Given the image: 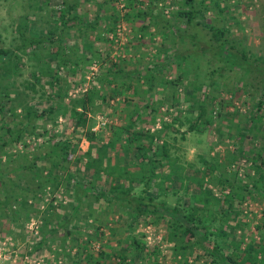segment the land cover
<instances>
[{
	"label": "trees",
	"instance_id": "obj_1",
	"mask_svg": "<svg viewBox=\"0 0 264 264\" xmlns=\"http://www.w3.org/2000/svg\"><path fill=\"white\" fill-rule=\"evenodd\" d=\"M56 1L60 4L58 8L53 13L49 12L48 18L41 20L44 27L35 28L29 22L30 16L26 12L17 25L18 41L7 47L0 46V216L11 222L17 220L20 225L28 217L34 216L39 227L44 225L45 231L38 239L36 249L43 240L62 228L64 231L60 236L61 240L64 242L69 235L72 239L68 246L62 245V264H79L75 258L77 255L81 264H120L127 257L126 263L129 264L157 263V243L148 246L144 242V233L134 232L136 223L153 224L156 216L160 218L159 225L165 229L166 240L172 242L171 247L183 256L184 264H264V217L255 225L256 231L262 232L260 241L252 237L245 240L244 234L235 236L237 226L240 230L244 224H248L240 223L241 210L238 204L246 195L251 196L255 191L264 196V143L260 147L254 144L245 151L240 150L241 148L237 150L236 147L235 156L231 152L234 149H227L222 156L224 161L221 162L217 160V153L209 154L207 151V155L197 154L200 165L196 166L194 161L179 162L175 155L171 156L170 143L162 137L164 130L173 122L185 125L180 137H183L185 131H203L210 125L213 118L210 117L207 105L217 96L209 95L207 86L215 87V81L210 75L224 66L229 69L237 68L240 76L251 78L238 82H241L240 85L248 83L249 88L257 91L256 100L252 103L254 110L248 111V120H243L242 129L235 128V134L245 137L248 130L256 125H249V120L257 122L264 115V56L254 55L230 40L227 36L230 29L225 22L214 24L207 20L208 14L215 8L222 11L226 5L220 0H178V5L164 18L162 11L153 12L151 4L156 0H125L128 8H124L122 12L119 8L118 13H115L114 2L111 0ZM89 1L94 3L95 10L91 18L85 20L82 16L84 11L91 9L86 4ZM48 2L49 0H35V4H28V8L40 10ZM107 3L109 7L105 5ZM111 7L113 9L109 12L100 13L101 9ZM133 15L142 20L137 26L138 31L146 29L148 36L155 40L160 36L158 44L170 51L163 54L162 61L153 62L151 67L144 65L148 68L146 70L142 69V60L138 66H130L129 71L130 67L125 70L122 66L125 60L123 56L108 59L109 67H105L99 81L105 84L112 81L113 86L106 96L101 97V102L103 100L108 104L109 98H114L124 87L129 88L131 94L147 92V95L141 97L142 104L136 100L130 104L129 118L125 123L110 121L107 127L102 123L94 130L90 126L93 120L87 123V111H93V105L87 104L88 88L73 95H68V91L82 85L84 72L76 68L80 63L88 60L89 64L93 59L97 61L98 57L97 64L101 68L104 57L106 60L108 58V52L104 56H101V51L86 56L88 52H84L87 50L82 49L81 44L77 46L70 42L68 37L76 39L80 36L86 39L89 33L85 32V28L88 27L93 32V36L90 34L93 39L103 37L108 43H112L108 34L112 31L113 36L116 34L114 26L122 19L127 23L131 22ZM159 21L164 24L158 28ZM234 21L238 23L236 18ZM57 23L60 29L55 26ZM95 23L100 25V30H95ZM154 26L156 30L152 29ZM63 33L69 36L61 37ZM142 35L138 34L134 38L139 39ZM155 36L157 37L154 38ZM131 40H128L129 45H135ZM71 46H76L79 53L73 52ZM82 47L89 50L92 44L89 40H83ZM40 51L41 55L37 56ZM205 53L222 64L210 69L204 88L200 81L197 84H189L188 81L189 86H185L182 96L186 103L185 111L182 113L177 110L173 114L165 110L171 121L162 120L161 133L158 129L151 131L149 128H135V122L142 114L153 115L158 109V106H151L149 103L153 85L151 80L157 79L165 88L171 87L173 96L177 84L184 79L187 57ZM139 54L143 56V51H139ZM24 56L33 60L31 65L34 67L29 70V74L35 80L21 79L18 86L15 76L21 73V66L25 63ZM192 58L196 61V58ZM211 59L205 58L207 62ZM170 60L177 67L176 78L160 74L162 68L170 67ZM50 64L55 66L54 70L50 69ZM60 71H77L81 75L78 79H64ZM125 72L133 73L144 82V87L140 88L126 79L122 81L119 74ZM45 83L49 86L48 89L42 88ZM249 88L248 92L252 91ZM26 89L32 93L29 94ZM36 89L40 90L38 98L44 96V104L41 106L33 102ZM237 89L238 85L235 86V90ZM64 96H67L65 106L60 102L52 103L53 98L63 99ZM121 99L122 102L128 101L126 96ZM222 101V98H218L220 109ZM141 106L144 110L140 109ZM236 112L237 109H234L222 114L217 110L215 116L230 118ZM60 115L64 121L61 123L62 129L55 130L52 138L44 136L46 124L55 127ZM35 136H39V141L46 144L41 148L37 142L39 148L36 151L32 150L29 141ZM256 136L264 138V132ZM81 139L88 142L83 149L78 144ZM12 154L15 161L20 159L17 163L11 159L13 164L8 168L5 157ZM23 156L25 157L21 160ZM238 156L249 163L247 171L240 175L236 173V168H232V162ZM43 169L44 173H41L40 170ZM252 169L255 170V177L249 178ZM17 170H27L32 175L30 178L36 180L31 185L24 179L14 178L17 177ZM35 171L39 173L37 176ZM243 176L248 182L240 181ZM157 179L161 185L155 187ZM214 180L220 184L218 197L206 185ZM5 183L12 184V188H6ZM171 195L175 201L173 204L167 202ZM62 197L69 200V208L65 211L52 203L55 198ZM93 202L104 207L109 204L112 212L117 213L116 219L120 218L117 225L123 226L124 235L129 238L126 244L107 249L100 242L98 249H90L91 239L100 241L102 238L101 222H87L86 217L83 216L82 219L74 211ZM42 204H45L43 209L39 208ZM71 214L75 219L69 221ZM154 214L156 215L153 216ZM62 218L64 221L59 223ZM79 219L81 223H78ZM87 228H91L90 231ZM71 229L75 233H71ZM84 233L86 239L81 238ZM232 240L235 243H231ZM71 248L74 252L70 251ZM191 249L196 250V253L187 262L186 255ZM200 256L206 257L195 262Z\"/></svg>",
	"mask_w": 264,
	"mask_h": 264
},
{
	"label": "rangeland",
	"instance_id": "obj_2",
	"mask_svg": "<svg viewBox=\"0 0 264 264\" xmlns=\"http://www.w3.org/2000/svg\"><path fill=\"white\" fill-rule=\"evenodd\" d=\"M81 1V0H80ZM79 1V2H80ZM114 2V11L115 13L119 12V8L121 9L120 12L126 6L125 0H111ZM146 1V0H143ZM223 4L226 5L222 11L217 10L216 8L212 11V13L208 14L207 20L214 23L220 24L225 22L230 29V34L228 33L227 36L230 40L235 42L240 48H244L251 53L261 54L264 56V0H220ZM154 3L151 4V7L154 10H158L161 12L166 18V14H169V11L174 9L175 6L178 5V0H156L153 1ZM28 4H35V0H0V46L7 47L12 45L14 42H17V25L22 20V15L27 12L30 16L29 22L36 27H44L45 25L42 23V19L48 18L49 12L53 13L54 9L58 8L60 5L56 0H49L48 3L43 5L42 9H30L28 8ZM87 6L91 9L83 12V18L85 20H89L88 17L91 18L93 10H95V5L91 1L86 3ZM111 4V6H112ZM108 7L110 6L109 3L105 4ZM113 8H103L100 10V13L105 11H110ZM29 10L31 11L29 13ZM171 12V11H170ZM239 20H238V18ZM160 17V16H159ZM237 19L236 23L234 19ZM93 20V19H92ZM169 20H172L169 19ZM167 22V21H166ZM165 22V23H166ZM139 23H142L141 18L135 17L133 15L132 21L127 23L124 19L120 20L115 26L114 30L116 31L115 35L113 36L110 32L108 34L109 39L113 40L112 43H108L106 38L101 39H93V32L90 28H85V32L89 33V37L84 39L78 36L76 39L68 37L70 42H74L75 44H81V48L87 50L86 53L89 55L95 54L97 51H101V56H104L106 52H108V58L103 60L102 67L99 68L98 66V57L97 61L92 60L88 64V60L84 61V63H80L77 66V70L83 71L84 79L82 81V85L71 89L68 91V95L78 94L88 88L89 99L87 100V104L93 105V111H87V123L89 124L91 120V128L96 130L103 122L104 125H107L112 122H120L125 123L126 119L129 118V109L130 104L133 102H139V104L143 103L141 97L147 95V92H139L137 94H131L129 88H121V91L114 97L109 98L108 104L102 100L101 97L106 96L110 92V88L113 86L112 81L109 84H105L99 81V76L102 75V72L105 70V67H109L108 59L109 58H117V57H124L123 60V68L127 70L130 66H138V63L141 60L144 62L142 69L145 68L144 65L150 66L153 62L162 61L164 56L163 54L166 52L169 53V49L163 48L162 45L158 44V40L160 38L151 39L148 35V31L143 29L141 31L137 30V26ZM164 24L163 21H159L157 23V27L159 28ZM57 29H60V25L57 23L55 25ZM100 25L95 23V30H100ZM241 26V27H239ZM156 30L155 26L152 28ZM90 34L92 36H90ZM138 34H143L142 37L139 39H135L134 37H138ZM69 36L67 33H63L61 37ZM75 37V36H73ZM129 39H132L135 45H129ZM83 40H89L92 44V47L88 50L82 47ZM134 46V47H133ZM137 48V49H136ZM73 52L79 53L77 51L76 46H71ZM143 51V56L139 54V51ZM147 53V56L144 54ZM41 55V51L37 53V56ZM196 58L194 61L193 58ZM211 59L208 54H192L191 57H187L186 59V68L187 70L183 74L184 79L177 84L176 91H174V95L171 96L172 88H165L163 85L157 81V79H152L153 85L151 86V106H158L153 115L149 113L142 114L137 121L135 122V128H149L151 131L154 129L161 130L160 133L163 131L162 128V120H169L171 121L170 115H166L165 110L170 113H175L177 110H181L183 113L185 111V104L182 100V96L185 92V86L191 84L192 82L197 84V82H202V86L208 81V75L211 73L210 69L215 68L217 65L222 64L219 61H215L211 59V61L207 62L205 58ZM25 63L21 66V73L16 75V82L18 86H20L21 79H29L35 80L34 77H30L29 70H31L34 66L31 65L33 60L24 56ZM88 65H87V64ZM168 63V62H167ZM170 63V64H169ZM168 65L170 67H164L161 70L163 76L167 78H176V65L174 61H169ZM50 69L54 70L55 66L50 64ZM148 68H145V70ZM131 70V67L129 71ZM220 71V72H217ZM211 73L210 76L213 77L215 81V87L207 86V90L210 94L216 95L217 98L210 101L207 105V108L210 110L211 115L210 117L213 118L210 125L206 127L205 130L201 131H185L183 137H180V132L185 128V125H178L176 122H173L171 126L164 130L163 138L170 143V153L171 156H176L177 161L185 162L194 161L196 166L200 165L197 162V154H216L218 162L224 161L223 155L228 150L227 149H234L230 150L232 152V156L237 154V150H246L250 146L257 145L260 147L264 143V138L257 137V134H261L262 131L264 132V115L259 121L249 120V125L255 123L256 125L251 129L248 130V135L245 137L241 136L239 133L235 134V128L238 127L242 129L243 120H248V111L254 110L252 105L253 101L256 100V92L254 89L249 88L248 83L245 85H240L241 82L238 81H247L250 80L246 76H240L239 69H229L221 67ZM61 75L64 79H78L81 72H71V71H60ZM119 78L124 81L125 79L129 83L136 84L140 88L144 87V82L137 79V77L132 73H121L119 74ZM115 81V80H114ZM204 84V85H203ZM238 85V89L235 90V86ZM48 85L45 83L42 88H47ZM36 88L37 85H36ZM248 88L252 91L248 92ZM29 94H31V90L26 89ZM40 90L36 89L34 92L33 102L37 104V106H41L44 104V96L42 98H38L37 95ZM46 92H49L47 90ZM45 92V93H46ZM127 97V102H122V97ZM218 98H222L223 101L221 102L222 108H219L218 105ZM239 98V99H238ZM67 96L62 98H53L52 103L60 102L62 106L66 104ZM170 100V101H169ZM190 107H192L190 105ZM252 107V108H251ZM251 108V109H250ZM141 110L144 108L141 106ZM237 109L236 114L230 118H226L223 116H215L217 110H219L222 114L225 111H230ZM208 114V113H207ZM187 116L189 113L186 114ZM214 116V117H212ZM62 115L57 118V123L55 127L49 126L46 124L47 131L45 132L44 136L48 135L52 138L55 133V130L62 129L61 123H64L62 120ZM102 118V121L99 119ZM184 117L182 116V119ZM193 118V116H191ZM262 122V126H261ZM102 124V125H103ZM64 125V124H63ZM262 128V129H261ZM220 133V134H219ZM40 137L35 136L30 141V146L32 150L35 151L39 148L36 144L37 142L40 143V147L43 148L46 146L44 141H39ZM79 146L81 149L85 148L88 145V142L84 139L79 141ZM13 151L15 149H12ZM208 153L206 154V152ZM79 154V153H78ZM230 155V154H229ZM14 155L6 156L5 162L8 163L7 167L9 168L13 163L11 159L14 160ZM21 158V160L24 159ZM207 158V157H206ZM238 158V160H237ZM20 159V158H19ZM19 159L14 160L17 163ZM236 161L232 162V168H236L237 174H243V172L247 171V167L249 163L244 158L235 157ZM26 160V158H25ZM47 165V164H45ZM82 163L79 164L81 166ZM158 170V169H156ZM41 173H44V169L40 170ZM255 170L252 169L250 174L248 175L249 178H254ZM17 179L26 180L31 185L36 179L30 178L32 177L31 174H28L27 170H17L15 171ZM36 176L39 174L37 171L34 173ZM241 174V175H242ZM264 174V173H263ZM82 175V172H80ZM31 179V180H30ZM33 179V180H32ZM242 183L248 182V179L243 176L240 180ZM213 182V183H212ZM211 183H206L208 187L214 190V194L217 197L220 194L218 190L220 184L216 180L212 181ZM155 187L160 186L161 183L157 179L155 181ZM4 186L6 188H12V184L5 183ZM181 188V187H180ZM60 189V188H59ZM61 190V189H60ZM225 191V190H224ZM176 192H179L177 190ZM253 194V196H252ZM2 196V192L0 189V197ZM15 198V196H14ZM17 200V198H16ZM68 199L66 197L62 198H55L52 203L55 207L59 206L61 210L65 211L69 208ZM170 204H173L175 201L173 199V195L169 196L168 201ZM16 203V202H15ZM238 208L241 210L239 213L240 220L242 222H247L248 224H244L243 229L236 228L235 236H239L240 234H244V239L249 240L250 237L254 238L255 240L260 241L262 237L261 230L256 231L255 225L260 222V219L264 217L263 208H264V196L261 192L255 191V193H251L250 195H246L245 199H243L239 204ZM80 207L83 205H79ZM45 204H42L39 208H44ZM110 205L107 204L106 207L101 206L97 202H93L87 207L79 208L78 210L74 211V214L78 215L80 218L83 219L86 217V221L90 223H97L98 221L101 222L100 229L103 230L102 238L100 241L91 239L89 241V247L92 251L98 249V245L103 243L104 248H109L110 246H119L126 244L129 240L127 236L124 235L125 229L121 225H117V221L120 218L116 219L117 213L112 212L110 209ZM39 211V210H38ZM111 212V213H110ZM154 214L153 216H155ZM75 219L74 215H70L68 220L72 221ZM64 218L60 220L59 223H62ZM81 219L78 220V223H81ZM137 225L134 226V232L143 234L144 233V242L148 244V246L157 243L158 254H157V263L152 261V264H184L183 263V256L176 252L174 247H171L172 242L166 240V233L163 226L160 224V218L156 216L155 222L153 224H145L142 225L140 222L136 223ZM158 225V226H157ZM243 225V223H242ZM259 225V224H258ZM114 228H111L110 227ZM116 226V227H115ZM91 228H87L90 231ZM242 230V231H241ZM45 231V226H38L36 219L34 216L28 217L24 222L23 225H20L17 220L15 222H11L8 218L0 216V264H62L63 258L61 248L63 244H68L72 241L71 235L67 236L65 241L63 242L60 236L63 234L62 228H58V230L52 235L48 236L47 239L43 240V243L38 247L35 248L38 239L41 237V234ZM71 233H75L74 229H71ZM138 234V235H139ZM166 235V236H165ZM82 239H86V234L81 235ZM80 242V241H79ZM230 242V241H229ZM231 243H235V240L231 241ZM149 248V247H148ZM147 250V248H146ZM71 252H74V249L71 248ZM196 253V250L191 249L186 255V261L190 262L193 258V255ZM113 256V255H111ZM206 256H200L197 258L195 262H199L203 260ZM77 258V262L80 263V258ZM128 261V257L126 258L125 262L121 261L120 264H129L126 263ZM71 264H76L72 262ZM83 264V263H82ZM115 264V263H113ZM140 264V263H139Z\"/></svg>",
	"mask_w": 264,
	"mask_h": 264
},
{
	"label": "built area",
	"instance_id": "obj_3",
	"mask_svg": "<svg viewBox=\"0 0 264 264\" xmlns=\"http://www.w3.org/2000/svg\"><path fill=\"white\" fill-rule=\"evenodd\" d=\"M101 121H102V118H99ZM101 123H103V122H101Z\"/></svg>",
	"mask_w": 264,
	"mask_h": 264
}]
</instances>
